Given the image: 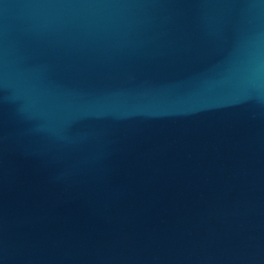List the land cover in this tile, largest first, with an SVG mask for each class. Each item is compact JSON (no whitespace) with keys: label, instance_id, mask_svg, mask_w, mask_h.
I'll use <instances>...</instances> for the list:
<instances>
[{"label":"water","instance_id":"1","mask_svg":"<svg viewBox=\"0 0 264 264\" xmlns=\"http://www.w3.org/2000/svg\"><path fill=\"white\" fill-rule=\"evenodd\" d=\"M0 264H264V0H0Z\"/></svg>","mask_w":264,"mask_h":264}]
</instances>
